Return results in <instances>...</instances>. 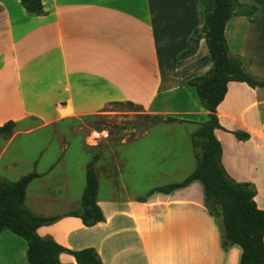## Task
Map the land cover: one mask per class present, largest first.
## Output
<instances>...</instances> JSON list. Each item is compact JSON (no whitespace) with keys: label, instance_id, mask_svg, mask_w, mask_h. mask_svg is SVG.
<instances>
[{"label":"crops","instance_id":"obj_1","mask_svg":"<svg viewBox=\"0 0 264 264\" xmlns=\"http://www.w3.org/2000/svg\"><path fill=\"white\" fill-rule=\"evenodd\" d=\"M240 2L257 7L256 20L237 16L227 23L229 50L264 81V0ZM43 4L46 15L31 16L18 0H0V126L34 118L42 131L99 114L115 102L176 121L156 123L141 135L94 138L87 152L98 153L91 160L98 157L97 200L105 221L93 227L65 216L80 207L91 161L85 151L68 148L62 137L32 131L0 137V180L12 183L36 172L27 208L41 217L63 216L40 227L38 235L72 251L94 248L103 264H240L241 247L222 246L221 219L208 212L200 181L170 194H150L182 182L196 168L192 135L208 113L187 82L213 63L205 39L191 57L179 60V55L204 25L201 0ZM181 95L185 106L175 107ZM217 115L225 129L215 131L223 165L234 180L256 187L255 202L264 210V88L230 82ZM157 131L165 135H154ZM233 131L250 139L239 141ZM27 248L23 238L4 230L0 264H29ZM60 261L77 264L68 253Z\"/></svg>","mask_w":264,"mask_h":264},{"label":"trees","instance_id":"obj_2","mask_svg":"<svg viewBox=\"0 0 264 264\" xmlns=\"http://www.w3.org/2000/svg\"><path fill=\"white\" fill-rule=\"evenodd\" d=\"M31 16L46 15L43 0H18ZM204 8V25L195 30L188 47L179 55L185 60L197 52L199 42L205 39L213 67L206 73L187 82L195 89L201 107L207 111V119L192 135L196 157L195 170L182 182L168 184L150 192L170 194L176 189L187 187L193 181H200L205 191V206L208 212L221 219L223 226L222 246L228 249L238 245L242 249L240 264H264V210L257 207L256 187L251 183L234 180L223 165V148L215 136L217 129L225 130L217 115V108L226 97L230 82L246 83L251 88H264V81L255 78L247 69V64L239 56L232 55L226 39L227 23L237 16L255 21L257 7L246 5L240 0H201ZM112 104L124 105L129 109H140L131 102ZM152 123L174 122L175 118L163 119L159 116L145 115ZM17 123L9 121L0 126V137L13 136ZM227 131V130H226ZM239 141H248L250 135L243 131L231 132ZM98 157L95 156L86 167V186L78 210L65 216L82 220L87 227L105 221L98 205L99 180L95 170ZM39 177L30 173L16 182L0 180V233L9 230L27 242L29 264H62L60 255L71 254L77 264H103L94 248L69 250L50 237H41L37 230L62 218V215L41 217L27 208L26 193L30 183Z\"/></svg>","mask_w":264,"mask_h":264},{"label":"rangeland","instance_id":"obj_3","mask_svg":"<svg viewBox=\"0 0 264 264\" xmlns=\"http://www.w3.org/2000/svg\"><path fill=\"white\" fill-rule=\"evenodd\" d=\"M186 99V96L181 95L175 103V107H184ZM155 124L144 118L141 109H129L124 105L111 104L99 114L66 119L62 123L50 126L42 131L37 129L39 123L34 118H31L19 124L15 132L32 131L34 136L62 137L68 143V148L75 149L77 152H80L82 149V151L88 154V161H90L98 153H88L87 147L93 144L94 138H97L99 135H107L112 140L125 136L141 135ZM154 135L161 136L165 134H160L157 131ZM62 195L68 197L67 193H62Z\"/></svg>","mask_w":264,"mask_h":264}]
</instances>
